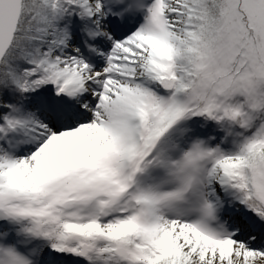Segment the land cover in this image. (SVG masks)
<instances>
[{
  "label": "snow or ice",
  "instance_id": "1",
  "mask_svg": "<svg viewBox=\"0 0 264 264\" xmlns=\"http://www.w3.org/2000/svg\"><path fill=\"white\" fill-rule=\"evenodd\" d=\"M0 264H264V0H0Z\"/></svg>",
  "mask_w": 264,
  "mask_h": 264
}]
</instances>
